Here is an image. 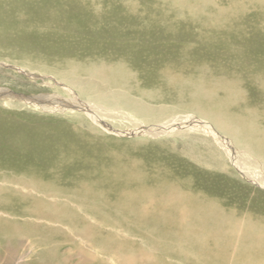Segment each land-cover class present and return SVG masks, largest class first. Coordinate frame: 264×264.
<instances>
[{
    "label": "bare ground",
    "instance_id": "bare-ground-1",
    "mask_svg": "<svg viewBox=\"0 0 264 264\" xmlns=\"http://www.w3.org/2000/svg\"><path fill=\"white\" fill-rule=\"evenodd\" d=\"M118 45L114 47L121 49L117 61L109 57L85 69L89 75L83 85L91 98L90 105L75 99L16 98L50 109L81 108L101 127L117 133L100 117L111 118L115 111H130L146 124L147 120L154 121L143 129L156 132L180 125L174 117L161 122L177 108L172 104L174 100L181 109L193 110L214 122L264 170V98L250 102L242 95L234 70L238 61L234 53L230 57L226 54L229 61L223 55L197 60L191 54L199 49L192 47ZM125 52L128 53L124 55ZM210 61L221 67L207 69ZM81 73L72 71L67 75L78 86L81 83L77 75ZM251 76L253 86H264V72L258 69ZM183 79L187 84L182 83ZM5 89L0 91L7 92ZM191 91L196 93L187 95ZM194 123L216 133L202 119H192L190 124ZM70 129L75 131L76 127ZM40 130H32L18 141L0 142L1 151L12 153L0 155V239L38 236L41 244H51L47 254L56 253L60 264H75V252L77 263L96 264L93 253L86 248L88 240L99 247L100 253L117 255V264H157L153 262L155 256L134 239L136 236L185 264H264V195H249L248 200L245 193L232 186L226 167L213 171L201 168L190 174L163 169L165 162L147 168L135 158L121 160L88 143H77V148L59 134ZM10 132L12 136L16 134ZM219 141L242 178L264 189V173L245 167L224 137ZM200 158L217 168L218 162L224 165V160L212 156ZM64 168L71 169L72 175H62ZM217 175L225 179L217 183ZM82 206L89 208L93 221L103 224L108 223L102 220L103 214L112 210V218L120 220L115 224L123 231L130 230L133 239H122L102 230L99 222L88 221L76 210ZM96 209L106 213L96 215ZM124 211L126 216L121 213ZM146 218L155 219L166 232V240L160 235L157 236L161 240H157L153 232L139 226ZM75 236L82 243H77ZM65 246L70 247V252L62 251Z\"/></svg>",
    "mask_w": 264,
    "mask_h": 264
},
{
    "label": "rangeland",
    "instance_id": "rangeland-1",
    "mask_svg": "<svg viewBox=\"0 0 264 264\" xmlns=\"http://www.w3.org/2000/svg\"><path fill=\"white\" fill-rule=\"evenodd\" d=\"M118 44L192 47L199 49L196 54H191L197 60L223 55L225 61H229L231 58L226 54L234 53L238 61L233 66L235 74H238V87L242 95L250 102L264 98L261 92L264 86L261 83L253 86L251 78L258 69L264 72V0H0V88L7 90L3 93L0 91V142L22 139L32 130L46 128L44 131L50 130L47 133L59 134L77 148V143H88L93 149L109 151L121 160L135 158L147 168L154 163L165 162L163 169L190 174L201 168L203 171H213L226 167L227 172L231 173L232 186L245 193L248 200L249 195H264L263 188L242 178L219 139L224 137L234 155L251 171L264 173L262 164L210 119L193 110L181 109L174 100H171L172 104L177 108L161 122L174 117L173 120L180 125L156 132L150 131V128L143 129L154 121L147 120L149 123L146 124L130 111H115L111 113V118L100 117L119 131L117 133L101 127L81 108L50 109L18 99L40 96L75 99L90 105L91 98L86 95L87 88L83 85L84 78L89 75L85 69L97 62L103 63L109 57L117 61L120 57L118 50H121ZM115 45H118L117 49ZM220 61L226 66L224 60ZM216 63L210 64L207 69L213 71L215 66L221 67ZM72 71L83 72L77 75L81 83L78 86L67 75ZM182 83L187 84V80L183 79ZM189 93L196 92L191 91L187 95ZM196 118L206 121L217 135L208 132L197 122L190 124ZM75 127V131L70 129ZM11 130L16 134L12 136ZM6 154L12 155L0 150V155ZM46 154L51 156L49 152ZM202 156L224 160V165L218 162L220 167H214L200 158ZM199 159L203 161L198 162ZM63 174L71 176L72 170L64 168ZM224 179L217 175L215 182L220 183ZM76 210L86 215L88 221L94 224L99 222L88 215L89 208L82 206ZM100 212L106 213L101 209L95 211L96 215ZM111 212L103 214L105 218L103 216L102 220H108L109 224L99 222L100 228L122 239L124 236L133 239L130 230L119 229L115 223H120V220L112 218ZM121 213L127 215L126 211ZM154 220L146 218L139 226L153 232L157 240H161L157 235L166 240V232H162ZM39 238L0 239V264H60L56 253L47 254L51 244H41ZM75 238L77 243H82L79 237ZM134 239L155 256L153 262L157 264L168 261L185 264L166 252L154 249L139 236ZM95 245L92 241H86V248L93 253L97 263L117 264V255L102 254ZM69 249V246L62 247L64 253L70 252ZM78 258V253H73L75 264H79Z\"/></svg>",
    "mask_w": 264,
    "mask_h": 264
}]
</instances>
